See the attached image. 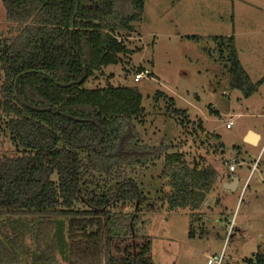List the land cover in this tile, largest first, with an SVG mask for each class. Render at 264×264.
<instances>
[{
    "label": "trees",
    "instance_id": "obj_1",
    "mask_svg": "<svg viewBox=\"0 0 264 264\" xmlns=\"http://www.w3.org/2000/svg\"><path fill=\"white\" fill-rule=\"evenodd\" d=\"M1 3L9 26L0 36V128L8 131L15 153L0 154V220H39L41 241L52 220L64 219L68 264H153L138 214L117 215L110 208L145 204L154 212L155 204H147L132 179L107 177L160 154L136 152L129 143L141 95L128 87H84L126 53L119 39L140 22L144 0ZM220 40L229 45L230 87L248 96L254 86L233 39ZM162 175L170 211L200 209L219 178L214 168L190 167L178 153L164 156ZM22 247V235L0 226V264H17ZM53 258L51 244L40 261ZM247 264H264V253Z\"/></svg>",
    "mask_w": 264,
    "mask_h": 264
},
{
    "label": "rangeland",
    "instance_id": "obj_2",
    "mask_svg": "<svg viewBox=\"0 0 264 264\" xmlns=\"http://www.w3.org/2000/svg\"><path fill=\"white\" fill-rule=\"evenodd\" d=\"M248 1L254 6L237 0H144L140 22L119 39L126 53L84 85L134 88L141 95L142 112L130 122L129 143L136 152L160 154L107 177L132 179L147 204H155L154 212L145 204L110 208L117 215L138 214L137 229L151 239L153 264H206L213 257H221V264H247L264 253V2ZM8 26L0 0V36ZM228 38L254 86L248 96L230 87L229 45L220 40ZM143 71L149 73L134 78ZM247 131L260 136L256 147L244 142ZM14 153L8 131L0 128V154ZM171 153L180 154L190 167L218 171L196 211L167 208L170 190L162 169L164 156ZM232 159L235 171L229 172L226 163ZM232 176L240 180L235 192L221 184ZM39 224L24 216L0 220L1 227L23 236L17 264H68L66 221L52 220L41 241ZM51 244L53 260L40 261Z\"/></svg>",
    "mask_w": 264,
    "mask_h": 264
},
{
    "label": "water",
    "instance_id": "obj_3",
    "mask_svg": "<svg viewBox=\"0 0 264 264\" xmlns=\"http://www.w3.org/2000/svg\"><path fill=\"white\" fill-rule=\"evenodd\" d=\"M259 141V137L257 134L249 131L246 136L244 137V142L248 145H257ZM238 185V179L236 177H231L229 183L223 184V188L229 192L235 191Z\"/></svg>",
    "mask_w": 264,
    "mask_h": 264
},
{
    "label": "built area",
    "instance_id": "obj_4",
    "mask_svg": "<svg viewBox=\"0 0 264 264\" xmlns=\"http://www.w3.org/2000/svg\"><path fill=\"white\" fill-rule=\"evenodd\" d=\"M148 73H149L148 71H143V72H141L139 74H136L134 78L137 79V80L141 79V78H144L145 75H147ZM227 124L229 126H231L232 122L229 121ZM235 163H236L235 159H232L229 163H226V166L228 167V171L229 172H234L235 171ZM221 263H222L221 257H219V258L213 257L211 259H208L206 264H221Z\"/></svg>",
    "mask_w": 264,
    "mask_h": 264
},
{
    "label": "crops",
    "instance_id": "obj_5",
    "mask_svg": "<svg viewBox=\"0 0 264 264\" xmlns=\"http://www.w3.org/2000/svg\"><path fill=\"white\" fill-rule=\"evenodd\" d=\"M237 1H239L240 2V4L241 5H243V6H246V7H248V6H254V4H252V3H250L248 0H237ZM259 1H263L264 2V0H259ZM238 3V2H237ZM249 131H247L246 133H248ZM246 136V134L244 135V137ZM258 137H259V141H260V136L258 135ZM259 141H258V143H259ZM258 143H257V145H258ZM257 145H250V146H252V147H256ZM217 173H218V171H216ZM232 177H235V176H232ZM231 177H229V179H230ZM237 179H238V185H239V178L238 177H236ZM230 181H225V179L221 182V184H225V183H229ZM238 185H237V187H238ZM237 187H236V189H237ZM236 189H235V191H236ZM235 191H233V192H235Z\"/></svg>",
    "mask_w": 264,
    "mask_h": 264
}]
</instances>
